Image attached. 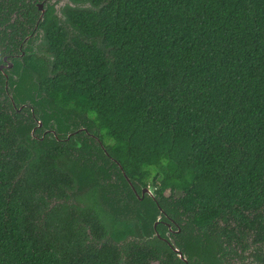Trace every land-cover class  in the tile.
I'll use <instances>...</instances> for the list:
<instances>
[{
  "label": "trees",
  "instance_id": "1",
  "mask_svg": "<svg viewBox=\"0 0 264 264\" xmlns=\"http://www.w3.org/2000/svg\"><path fill=\"white\" fill-rule=\"evenodd\" d=\"M44 1L0 0V65L18 74L6 90L0 69V264H151L172 252L161 239L108 241L134 233L108 191L133 194L125 175L187 217V250L202 243L210 257L221 238L263 250L264 0H72L64 22L48 2L42 17ZM36 97L56 126L88 118L116 161L34 139L17 108Z\"/></svg>",
  "mask_w": 264,
  "mask_h": 264
},
{
  "label": "flooded vegetation",
  "instance_id": "2",
  "mask_svg": "<svg viewBox=\"0 0 264 264\" xmlns=\"http://www.w3.org/2000/svg\"><path fill=\"white\" fill-rule=\"evenodd\" d=\"M36 34L37 33L29 36L31 39L27 40L28 42L26 41V47L34 49L35 42L37 40ZM34 51L35 50H33V52ZM12 56L14 59L21 58L23 55L14 54ZM11 64H13V61H9L5 57L4 63L0 65V69L5 74L6 78V90H8V74H10V76L14 79L13 81L18 80L17 72H12L14 64L12 67ZM9 97L12 102H14L12 95H9ZM35 99L36 102L34 105L31 104L30 99H27L24 104L20 103L17 108L18 112L25 113V117H32L34 127L31 133L34 139H38L40 141L55 140L59 143L75 145L78 148L88 146L90 148L89 150L96 151V153L100 156H102L101 150L104 154L110 156L107 152L106 145L101 141L99 136H97V134L100 135V132L88 118L79 117L72 121L62 122L61 126H56L53 121L49 122L47 108L40 107L45 105V100L37 97ZM13 104L15 105V103ZM27 111L30 113H27ZM58 125H60V123H58ZM110 158L113 161H116L113 157L110 156ZM125 178L133 187V194L128 195V193H122V189L119 190L115 187L112 190H107L112 191V196L119 197L114 201L115 208L123 214V219H132L134 221V233L132 235H128L124 240L119 242L114 241L116 239L109 234L107 239L112 244L120 245L135 242L146 248V244L149 242H156L161 239L160 241L162 243L164 242L171 249H178L180 253L183 254L182 257L174 251H172L173 253L169 251L164 254L170 255L172 264H264V249L259 250L250 245V248L243 250L241 245L237 243L229 244L224 241L223 238L218 240L214 239L215 241L212 243V246L214 247L210 257L206 256L202 243L196 244V249L187 250L185 246L190 240V236H187L190 232H187L186 229L188 226H192V224L184 220L187 219V217L181 216L182 220H179V217H169L165 208H163L162 199L161 201L159 200L161 196L158 195L157 188L153 183L144 185L138 182V187L135 188L126 175ZM111 180L115 182V184L117 183L114 176H112ZM120 183L121 182L119 181L118 184ZM124 194L127 198H120ZM134 197L136 199H134ZM152 202H154L157 206H154ZM110 203L112 202L108 201L106 203L108 210H110ZM137 212L141 214L139 215L140 217L137 215ZM195 228L197 230V227ZM193 234L196 236L197 231L194 230ZM185 236L187 240H185ZM164 255H160L159 260L156 262L152 261L151 264H160Z\"/></svg>",
  "mask_w": 264,
  "mask_h": 264
},
{
  "label": "water",
  "instance_id": "3",
  "mask_svg": "<svg viewBox=\"0 0 264 264\" xmlns=\"http://www.w3.org/2000/svg\"><path fill=\"white\" fill-rule=\"evenodd\" d=\"M51 0H45L44 2L41 3H35L37 5V8L39 9V11L42 12V17L43 15L46 13L47 11V6H45V2H48L49 5H52L55 9V15L62 21L64 22L66 20V18L63 16V10L65 9V7L67 6H71V7H75V4L72 2V0H63L64 3H60V5H58L60 8H58V6L53 5L50 3ZM13 66V64H11V67ZM172 250L175 253H178L180 257H182V253H180V251L178 249L172 248Z\"/></svg>",
  "mask_w": 264,
  "mask_h": 264
},
{
  "label": "rangeland",
  "instance_id": "4",
  "mask_svg": "<svg viewBox=\"0 0 264 264\" xmlns=\"http://www.w3.org/2000/svg\"><path fill=\"white\" fill-rule=\"evenodd\" d=\"M50 3L51 4H53V5H56V6H58V5H60V3H64L63 2V0H51L50 1ZM58 8H60L59 6H58ZM43 44V42H42V36L39 38V40H37L36 42H35V47H34V49L33 50H35L33 53H37V51H38V49H37V47H40V48H44L46 45H42ZM44 50V49H43Z\"/></svg>",
  "mask_w": 264,
  "mask_h": 264
}]
</instances>
